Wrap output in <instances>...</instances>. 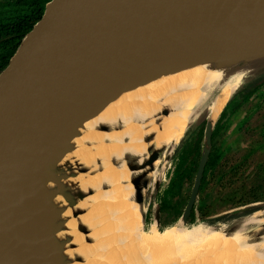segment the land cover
Listing matches in <instances>:
<instances>
[{
	"label": "water",
	"instance_id": "95a60500",
	"mask_svg": "<svg viewBox=\"0 0 264 264\" xmlns=\"http://www.w3.org/2000/svg\"><path fill=\"white\" fill-rule=\"evenodd\" d=\"M202 58H210L220 76L208 85L175 140L189 126L204 122L189 194L173 223L185 227L218 116L212 120L208 112L218 84L239 75L238 88L264 75V0L45 2L0 69V264H104L77 246L79 234L86 236L91 227L100 233L102 212L92 213V226L87 221L73 226L69 221L86 212L73 209L76 203L100 191V182L88 179L79 185L75 178L101 173L103 162L120 149L113 146L110 151L107 147L112 145L99 139L84 141V151H78L77 140L115 130L106 121L86 122L122 91L136 86L142 75ZM159 115L165 116V110ZM154 136L150 131L132 139L131 144H145L141 161L129 166L126 159L118 160L126 171L140 169L126 183L133 186L132 197L142 206V229L148 178L162 151L166 148L168 158L173 148L172 142L149 144ZM90 152L97 155L85 158ZM236 209L263 214L264 200ZM153 219L158 228L157 202ZM240 219L221 232L227 235L237 229ZM250 224L254 222L248 221L246 227ZM255 224L251 233L244 231L252 234L251 240L264 233V221Z\"/></svg>",
	"mask_w": 264,
	"mask_h": 264
},
{
	"label": "bare ground",
	"instance_id": "6f19581e",
	"mask_svg": "<svg viewBox=\"0 0 264 264\" xmlns=\"http://www.w3.org/2000/svg\"><path fill=\"white\" fill-rule=\"evenodd\" d=\"M219 76L220 72L215 68L210 58H202L181 63L174 67L151 71L142 75L136 86L122 91L96 116L89 119L86 125H96L99 121H106L105 123L111 127L115 125V130H110L107 133L98 134V132H95L94 135H83L77 140L78 151H84L82 144L84 141L99 139L100 141H108L110 143L108 145H112L107 147L108 150L111 151L113 146L118 147L120 150L112 152L114 155L103 162L101 173L81 174L75 178L79 185L84 184L88 179L96 180V183L100 182L98 185L100 191L94 192L76 203L72 207L73 209L82 207L86 212L79 214L74 220L72 219L73 221L69 222L76 226L80 222L87 221L92 226L95 221L92 213L98 210L99 213L102 212L103 223L108 220L117 224V219L120 218L123 230L125 231V228H128L129 231L124 232L126 233L124 234L125 237L119 240L118 247L115 248L112 244L115 255L118 252L123 254V242L127 237L126 239L129 242L127 246L135 245L139 252L140 250L143 252L141 256L152 257L158 249L157 245L166 243L168 247H175V250L176 248L188 246L190 248L187 252L203 249V253L205 251L207 253L212 249L226 248L218 264H264V233H260L257 239L251 240V238H254L251 237L252 234L248 235L244 232L248 221L260 223L264 221V214H252L247 218L240 219L238 228L227 235L212 228L185 227L178 224H171L158 229L154 219L149 223V229L144 230L140 227L142 206L136 198L132 197L133 186L126 183V179L136 175L140 169L134 168L131 171H126L124 163L118 164V160L123 161L126 159L128 165L131 166L145 158L143 152L145 144L141 142L131 144L132 139H139L140 135L149 134L150 131H153L155 133L154 139L148 143H155V147L176 140L203 99L208 85ZM239 80V75H233L218 84L208 111L212 120L217 116L231 93L234 92ZM164 110L165 116L159 115ZM160 117L162 120L158 122ZM158 133L160 134L156 135ZM124 138L128 141L123 142ZM96 155L97 152H90L85 155V158H93ZM131 156H137V158L134 157L135 159L131 161ZM161 165L163 164L161 163ZM106 174L108 176H105ZM103 183H110L111 188H103ZM85 205L88 207L84 208ZM105 209L107 212H105ZM111 212L118 213L116 218L111 215L106 216ZM90 229L91 232L85 234L86 236L79 234L77 237L80 239L77 242L78 249L87 253L94 250L97 254H103V249L99 243L98 230L94 227ZM112 229L114 230L113 227ZM101 231H106L105 226L102 227ZM113 234H115V230ZM80 235L81 238L88 236L91 238L86 242L80 238ZM205 245H210V248L205 249L207 247ZM131 249L133 250V248ZM163 249L162 253L165 251L166 254L165 248ZM120 257L122 255H116L119 260ZM207 260L211 264V261ZM207 260L204 261L206 264H208ZM214 264H217V262Z\"/></svg>",
	"mask_w": 264,
	"mask_h": 264
},
{
	"label": "trees",
	"instance_id": "16d2710c",
	"mask_svg": "<svg viewBox=\"0 0 264 264\" xmlns=\"http://www.w3.org/2000/svg\"><path fill=\"white\" fill-rule=\"evenodd\" d=\"M46 1L0 2V69L20 37L39 17ZM201 124L197 132L183 135L174 147L172 174L156 198L159 215L163 219H159L158 229L173 224L187 200L201 148L204 122ZM232 127L230 135L227 132ZM255 131L258 135H253ZM263 200L264 75L248 81L231 94L218 113L188 223L195 219L208 220L223 210ZM146 219L145 214V223Z\"/></svg>",
	"mask_w": 264,
	"mask_h": 264
},
{
	"label": "rangeland",
	"instance_id": "374dc122",
	"mask_svg": "<svg viewBox=\"0 0 264 264\" xmlns=\"http://www.w3.org/2000/svg\"><path fill=\"white\" fill-rule=\"evenodd\" d=\"M240 88L241 87L236 88L233 93H235L236 91H239ZM207 93H209V92H207ZM200 125H202V124L197 123L195 125L193 124V125L189 126L186 129V131L182 134V136L187 135L190 132L191 133L197 132ZM233 129H234V127H232V130H229L227 133L228 134L232 133ZM230 135H228L227 139L230 137ZM253 135H258V133L255 131ZM178 142H179V139L177 141H175V140L172 141V147L173 148H172V150L168 156H170L173 153L174 147L177 146ZM173 144H174V146H173ZM166 153H167V151L165 148L162 151V153L159 155V161L156 163V166H155V169H154V172H153L151 178H148V186H147V189L145 191L144 199H143V207L145 209V212L147 209V213L152 212V214H153L154 202L157 200L156 199L157 194L155 196V192H156L155 191L156 190L155 189V181L159 182V179H161V176H162V172L167 167L169 157L167 158ZM171 161L173 162V156L171 157ZM172 162L170 163V165H172ZM161 163L163 165H161ZM160 183H163V182H160ZM183 199L184 198H182V201H183ZM153 200H154V202H153ZM86 207H88V206L85 205L84 208H86ZM146 207H148L149 209ZM236 208L226 210V211H223L219 214L213 215V216L209 217L208 220H207V218H206V220H202V221L195 219L194 221H192L190 223H188V220H187L186 221V227L197 226L200 228H212L214 230L222 231L223 229H227V227H229L234 222H236L237 219H240L242 217H246V216L250 215L251 212H253L252 209L240 211ZM105 212H107L106 209H105ZM108 214L109 215L106 214V216L109 217L111 215V216H114V218H116V216L118 215V213H115V212H111ZM172 214H174V213L172 212ZM215 217H217V219ZM152 219H153V217H150V214H149L148 219L146 220V223L144 222V227H143L144 230L149 229V227H150L149 223H151ZM213 219H215V220H213ZM105 221L106 222L103 224L106 228V231H100V233H99V243L101 245V248L103 249V254H97L94 250H90V252H89V254L90 253L94 254L95 257H97L98 259H102L104 264H120V260H121V264H206L204 262L205 259L206 260L209 259L211 261V264L213 263L212 261H215L214 263L217 262V264H218L220 258L223 257V255H222L223 251L226 249L223 247H221L220 249H212L211 250L212 252L209 250V251H207V253H205L206 252L205 251L204 252L205 254H204L202 251L203 249H196V251L187 252V251H189L188 249L190 248L188 246L180 247L179 249L176 248V250H175V247H168L166 243H163V244L157 245L158 249L156 247L157 251L155 250L156 253H154L152 255V257L151 256H143V255L141 256V254L143 252L141 250L139 252V249L135 245L127 246L129 242L127 241V239H126L127 237H126L125 238L126 242L125 241L123 242V245H124V247L122 249L123 254H122V252H121V254L119 252H118V254H116L117 256L122 255V257H120V260H119L116 258V255L113 252L112 244L114 245L115 248L118 247L119 246L118 245L119 240L124 239V237H125L124 234H126V233H124V232L129 231V230H128V228H125V227H124L125 231L123 230V227H122L123 225H122V223H120L121 222L120 218L117 219V222H118L117 224H114L108 220H105ZM256 226H257V224H255V223L250 224V225H248V227H246L245 230H246V232L251 233L255 229ZM112 227L115 230V234H113L114 230L112 229ZM162 245L164 246L163 248H165V250H166V254H165V251L162 253V251L164 250L162 248ZM205 246H207V247H205V249L210 248V245H205ZM131 248H133V250ZM186 248H187V250L185 251ZM134 250H137V251L134 252ZM168 252H169V254L167 255ZM210 252L212 253L211 256H210ZM180 260H181V262H180ZM206 262L208 263V260ZM208 264H210V263H208Z\"/></svg>",
	"mask_w": 264,
	"mask_h": 264
},
{
	"label": "flooded vegetation",
	"instance_id": "af4514ba",
	"mask_svg": "<svg viewBox=\"0 0 264 264\" xmlns=\"http://www.w3.org/2000/svg\"><path fill=\"white\" fill-rule=\"evenodd\" d=\"M5 1H7V0H0V2H5ZM45 4V3H44ZM174 154H175V152L173 151V153L169 156V158H168V163H167V167L164 169V171L162 172V176H161V179H159V182H158V186H157V188H156V192H155V196H156V194H158L159 193V190H160V188L162 187V186H164L165 184H167L168 183V179L170 178V176H171V174H172V170H173V164H174V160H175V157H174ZM173 156V162L171 161V157ZM172 162V165H170V163ZM206 163V162H205ZM203 172V171H202ZM160 182H163V183H160ZM190 190V189H189ZM189 194V193H188ZM153 202H154V200H153ZM156 202V201H155ZM159 206V205H158ZM193 206V205H192ZM184 207V206H183ZM146 208H148V207H146ZM192 208V207H191ZM234 208H236V207H234ZM234 208H231V209H234ZM149 209V208H148ZM183 209V208H182ZM191 210V209H190ZM227 210H230V209H227ZM182 211V210H181ZM223 211H226V210H223ZM223 211H221V212H223ZM190 212V211H189ZM221 212H218V213H216V214H219V213H221ZM145 214H146V217H147V219H148V216H149V214H150V217H153V214H152V212L151 213H147V209H146V212H145ZM216 214H213V215H216ZM213 215H211V216H213ZM188 216H189V214H188ZM188 216H187V219H186V221L188 220ZM216 219H217V217H215ZM146 219V220H147ZM159 219H161V220H163L162 219V217L159 215ZM158 225H159V223H158ZM165 227V226H164Z\"/></svg>",
	"mask_w": 264,
	"mask_h": 264
}]
</instances>
